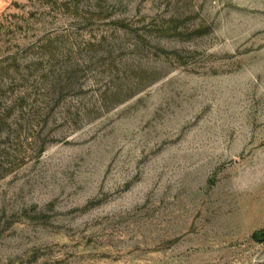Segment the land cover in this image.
<instances>
[{
	"label": "rangeland",
	"instance_id": "374dc122",
	"mask_svg": "<svg viewBox=\"0 0 264 264\" xmlns=\"http://www.w3.org/2000/svg\"><path fill=\"white\" fill-rule=\"evenodd\" d=\"M0 264H264V0H0Z\"/></svg>",
	"mask_w": 264,
	"mask_h": 264
}]
</instances>
